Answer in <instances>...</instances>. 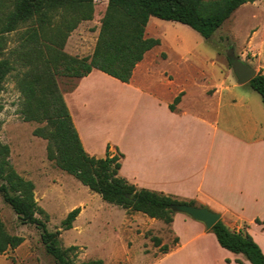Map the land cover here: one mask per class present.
<instances>
[{"label":"trees","instance_id":"obj_1","mask_svg":"<svg viewBox=\"0 0 264 264\" xmlns=\"http://www.w3.org/2000/svg\"><path fill=\"white\" fill-rule=\"evenodd\" d=\"M254 1L108 0L92 53L77 56L65 51V43L80 22L93 18L95 0H0V92L4 81L12 75L22 95L19 112L25 121L45 122L33 133L47 139V158L57 167L98 193L102 200L168 224L175 212L171 204L195 205V202L180 201L129 182L119 175L123 153L118 150L112 153L109 144L103 157L88 154L56 77L77 79L96 68L129 82L137 63L160 43L159 38L145 36L151 16L186 24L208 39L240 5ZM14 35L17 41L9 45ZM247 83L259 93L264 104V73L258 71ZM179 99L180 94L174 97L170 110H174ZM9 153L8 144L0 141L2 199L22 223L34 224L40 230L46 252L58 264H71L66 254L77 250V246L61 247L60 229L72 228L81 208L67 212L60 229L49 230L48 214L37 204L33 181L15 170ZM37 214H44L45 219ZM210 230L221 247L244 254L251 264H264V252L247 231L230 230L221 219ZM153 239L155 246L160 245V238ZM23 240L6 230L0 216V254L16 248ZM160 249L166 252L168 247L162 245ZM79 264H103V261L88 259Z\"/></svg>","mask_w":264,"mask_h":264},{"label":"crops","instance_id":"obj_2","mask_svg":"<svg viewBox=\"0 0 264 264\" xmlns=\"http://www.w3.org/2000/svg\"><path fill=\"white\" fill-rule=\"evenodd\" d=\"M257 35L255 28L244 54L250 53L257 72L264 73V40L254 42ZM145 57L146 54L135 66L129 82L93 68L62 91L83 148L90 155L103 157L109 144L110 151L123 153L119 175L129 182L180 201L193 200L197 206L218 212L230 230L247 231L264 252V104L261 96L247 82L237 83L234 74L226 75L218 83L197 84L196 91L180 85L175 94L162 97L161 93L133 82ZM239 58L246 60L244 56ZM105 77L128 87L123 93L133 102L122 114L123 127L118 125L114 130L117 138L99 142L94 139L100 137L95 128L78 125L72 106L76 103L78 108L88 107L93 101L90 95L96 94V89L91 87L103 86ZM82 93L89 98H80ZM178 94L180 99L174 110H170L169 104ZM84 210L82 206L78 216ZM123 214L130 216L135 225L144 222L149 227L156 222L164 223L177 238L173 246L148 264H251L244 254L221 247L210 228L186 213L174 212L168 224L141 212L127 213L123 209ZM162 245L166 244L161 241L154 247V253Z\"/></svg>","mask_w":264,"mask_h":264},{"label":"rangeland","instance_id":"obj_3","mask_svg":"<svg viewBox=\"0 0 264 264\" xmlns=\"http://www.w3.org/2000/svg\"><path fill=\"white\" fill-rule=\"evenodd\" d=\"M107 1L95 0L93 18L80 22L70 33L64 47L66 52L77 56L92 53ZM255 28L258 35L254 42L260 41V38L264 40V0L239 6L208 39L186 24L151 16L145 27V36L159 38L160 43L145 53L146 57L133 82L168 98L180 85H185L189 91H196L197 84H214L226 75L233 76L232 54L244 56V61L255 68L253 56L244 54L249 35ZM12 37L9 45L17 41L15 35ZM255 70L257 72V68ZM56 78L62 91L68 90L75 80L64 76ZM109 78L105 77L104 87H98V84L91 87L96 89V94L92 96L89 92L93 101L88 107L78 108L76 103L72 106L78 125L95 128L100 139H94L99 142L105 138H117L114 130L118 125L123 127L125 117L122 114L133 102L123 93L128 87ZM83 96L82 93L80 98ZM21 99L16 80L11 75L4 81L0 92V141L8 144L9 161L15 170L33 181L37 204L48 214L46 225L49 230L60 229L62 219L73 208L85 207L82 215L73 221L72 228L60 229L61 247L77 246V250L66 254L71 264L88 259H101L103 264H148L163 253L159 248L154 253L157 246L153 238H160L166 247L176 243L164 223L156 222L149 227L144 222L139 225L131 223L130 216L124 217V208L102 200L98 193L49 160L47 139L33 133L45 122L23 120L19 112ZM130 212L127 210V213ZM0 216L10 234L24 239L16 248L0 254V264H58L46 252L40 230L34 224L22 223L1 195ZM37 216L45 219L44 214Z\"/></svg>","mask_w":264,"mask_h":264},{"label":"water","instance_id":"obj_4","mask_svg":"<svg viewBox=\"0 0 264 264\" xmlns=\"http://www.w3.org/2000/svg\"><path fill=\"white\" fill-rule=\"evenodd\" d=\"M230 63L237 78V83L239 84L248 82L257 73L255 68L236 55L232 54L230 57ZM129 197H132V195ZM170 208L175 212H183L196 220L202 221L208 229L220 219V214L218 212L205 206H197L188 203H175L171 204Z\"/></svg>","mask_w":264,"mask_h":264}]
</instances>
